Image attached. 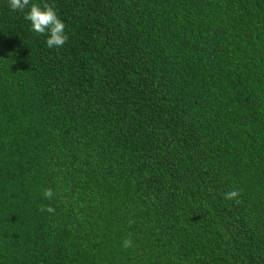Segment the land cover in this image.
I'll use <instances>...</instances> for the list:
<instances>
[{
  "label": "trees",
  "instance_id": "obj_1",
  "mask_svg": "<svg viewBox=\"0 0 264 264\" xmlns=\"http://www.w3.org/2000/svg\"><path fill=\"white\" fill-rule=\"evenodd\" d=\"M34 2L68 40L0 0V264H264V0Z\"/></svg>",
  "mask_w": 264,
  "mask_h": 264
},
{
  "label": "clouds",
  "instance_id": "obj_2",
  "mask_svg": "<svg viewBox=\"0 0 264 264\" xmlns=\"http://www.w3.org/2000/svg\"><path fill=\"white\" fill-rule=\"evenodd\" d=\"M9 7L14 11L24 13L26 21L30 22L31 31L46 36L48 48H60L68 40L65 32V23L60 19L54 5L48 3L34 2V0H8ZM27 9V11H25ZM46 195H51L47 193ZM237 193H227L226 198L232 199ZM51 212V209H49Z\"/></svg>",
  "mask_w": 264,
  "mask_h": 264
}]
</instances>
